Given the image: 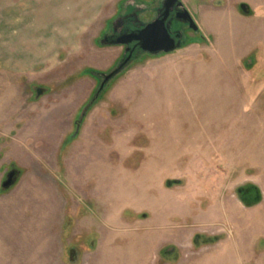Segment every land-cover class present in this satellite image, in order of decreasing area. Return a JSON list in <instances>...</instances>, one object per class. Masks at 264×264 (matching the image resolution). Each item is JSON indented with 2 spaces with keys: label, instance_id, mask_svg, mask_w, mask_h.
<instances>
[{
  "label": "rangeland",
  "instance_id": "obj_1",
  "mask_svg": "<svg viewBox=\"0 0 264 264\" xmlns=\"http://www.w3.org/2000/svg\"><path fill=\"white\" fill-rule=\"evenodd\" d=\"M133 1L0 0V264H264V0H181L199 32L125 66L77 131Z\"/></svg>",
  "mask_w": 264,
  "mask_h": 264
},
{
  "label": "flooded vegetation",
  "instance_id": "obj_2",
  "mask_svg": "<svg viewBox=\"0 0 264 264\" xmlns=\"http://www.w3.org/2000/svg\"><path fill=\"white\" fill-rule=\"evenodd\" d=\"M167 4L170 6V8L166 18V27L171 36L176 38L177 47H182L185 43L191 40V37L188 34L189 31H193L195 33L199 32V30H194L191 27V22L189 20L184 19V17L181 15L178 16V13H182L184 11L183 6H179V0H153L152 6H149L143 10L131 9L125 12V10L121 9L115 16H113L112 20L106 23L104 32H102L99 38V42L101 44H110L123 47V55L121 56L118 65L120 63L126 62L125 66L127 67L130 63L138 58L144 57L146 55H158L164 53L163 51L155 54L148 53L141 48L137 41L134 40L127 43L124 42V40L128 34L139 31L148 22H152L158 17L163 18L167 10ZM138 13L139 15H137ZM95 77L97 78V82L100 84V81L102 82L103 79L102 74H98V76ZM12 173V183L8 187H11L14 184V177L17 174L16 170H12L9 172L7 180ZM7 180L4 182V184L7 182ZM210 239L214 240L215 238Z\"/></svg>",
  "mask_w": 264,
  "mask_h": 264
},
{
  "label": "water",
  "instance_id": "obj_3",
  "mask_svg": "<svg viewBox=\"0 0 264 264\" xmlns=\"http://www.w3.org/2000/svg\"><path fill=\"white\" fill-rule=\"evenodd\" d=\"M179 6H183L184 11L182 13H178V16L181 15L182 17H184V19L189 20L191 22L190 23L191 27L194 30H199V27L195 22L192 14L186 7H184V4L181 0H179ZM169 8L170 6L167 4V10L163 18L158 17L156 20L145 25L139 31L128 34L124 42L129 43L135 40L138 42V44L141 46V48L144 51H147L148 53H152V54L159 53L162 51L164 53H169L178 49V47L180 46L177 47L176 38L171 36V34L168 32V29L166 27V18L169 13ZM125 63L126 62L120 63L113 71H111L108 74L104 72L92 70L93 75L98 76V74H102L103 79L102 82L100 81V85L98 86L91 100L85 105L81 113V117L79 120L80 122L77 124V131L79 130L81 121H83L86 113L99 99L100 95L103 93L104 89L108 86V83L112 80V78L118 75L125 68L126 65ZM12 177H13V173L10 174L9 179L4 184L5 187L11 185Z\"/></svg>",
  "mask_w": 264,
  "mask_h": 264
},
{
  "label": "crops",
  "instance_id": "obj_4",
  "mask_svg": "<svg viewBox=\"0 0 264 264\" xmlns=\"http://www.w3.org/2000/svg\"><path fill=\"white\" fill-rule=\"evenodd\" d=\"M140 1H142V0H134L133 2H128V3H126V4H124V5H122L121 6V9H123V10H125V12H127V11H129V10H133V9H135V10H139L137 7L138 6H140V5H142V7H144V9L145 8H148V6H146V5H144V3L142 2V4L140 3ZM183 2V1H182ZM184 3V2H183ZM121 9H119L118 10V12L121 10ZM141 10H143V9H141ZM136 12V11H135ZM145 13V12H144ZM8 15V14H7ZM115 15V14H114ZM137 15H139V13L137 14ZM73 16H70V18H72ZM108 22V21H107ZM106 22V23H107ZM148 23H150V22H148ZM147 23V24H148ZM10 24H11V22H10ZM146 24V25H147ZM26 39H27V41H28V43L27 44H25L24 43V41L26 42ZM25 39V37H24V39H23V44H20L19 45V47L20 46H22L21 48L23 49V52L21 53L22 54V56H23V59L24 60H22V61H20V60H18V61H15L14 62V64L12 65V66H18L19 68H21V67H25V66H29L30 65V62H31V52H30V41H29V39L28 38H26ZM264 200V199H263ZM263 200H262V202H263Z\"/></svg>",
  "mask_w": 264,
  "mask_h": 264
},
{
  "label": "trees",
  "instance_id": "obj_5",
  "mask_svg": "<svg viewBox=\"0 0 264 264\" xmlns=\"http://www.w3.org/2000/svg\"><path fill=\"white\" fill-rule=\"evenodd\" d=\"M237 193L240 200L248 207L254 206L262 200L261 190L254 184L239 187Z\"/></svg>",
  "mask_w": 264,
  "mask_h": 264
}]
</instances>
